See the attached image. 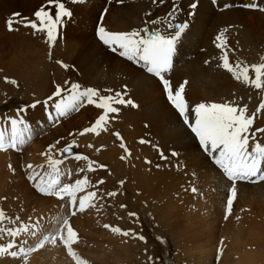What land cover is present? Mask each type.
<instances>
[{
  "label": "bare ground",
  "instance_id": "1",
  "mask_svg": "<svg viewBox=\"0 0 264 264\" xmlns=\"http://www.w3.org/2000/svg\"><path fill=\"white\" fill-rule=\"evenodd\" d=\"M32 1L34 3L41 0H0V9L2 10V7L8 8L7 12L5 11L7 16L11 15L12 10H18L19 13L24 14L26 8L31 10L29 7L33 4ZM62 1L71 11L72 16L65 19L64 27L59 28L60 35L51 49L46 36L38 32L34 34L33 29L24 27L21 23L18 24L19 30L14 29L16 26L13 28L14 34L6 32L5 28L8 26L4 21H8V19L2 18L0 12L1 24L2 22L5 24V27L3 24V28L0 24V51L5 59L0 56V68L3 69L0 71L3 73L0 76L1 79L8 75L17 76L18 71L29 67L22 63L24 58L20 57L21 53L18 55L25 41L29 42L28 48L32 50L29 51L37 54L35 57L39 63L42 60V51H49V55L43 57L48 59L50 63L45 71L47 82L42 80L41 73H37V79L31 75L32 90L25 89L26 91L20 95L25 98L28 97L26 100L28 106L39 101L35 107H27V112L34 111L31 116L20 113V116L24 120L26 119L28 124L34 114H38V117L41 118L37 119L31 126L34 132L36 126L46 128L50 122V117L48 116L46 119L41 113L42 110L51 107L48 112L54 116L52 104L55 101H50L49 105L45 104V101L53 95L57 85L67 90L72 83H77L81 88L91 87L99 90V95L125 93L124 98L134 102L135 107L132 105H114L120 110L118 113L109 114V119H111L109 133L106 132L107 130H101L100 138L95 133L80 135L81 129L91 127L94 118L99 116V112L95 113L96 110L92 114L89 111L90 116H87L88 114L81 115V111L74 115L76 119L73 123H71L72 118L66 117L67 115L56 118L60 123L48 130V137L43 138L45 142L50 144L57 139L59 146L75 142L77 152L74 153L88 157L87 161H77L71 156H60L63 160L60 167L65 173L70 170L72 164L74 165L72 182L79 173L86 178L92 175L88 179L89 184H91L88 191L97 192L98 199L110 190L117 191L115 196H111L113 198H109V202L105 201L109 205L107 212H101L103 213L101 220L105 219V223L107 222L112 227L120 225L119 228L125 230L123 228L126 220L115 222L117 225L112 222L123 212L136 213V216L129 217V222H132V229H129L131 230L129 239H132L133 242L128 243L130 245L122 246L120 251L126 250L133 256V249L140 248L141 252L149 255L151 250L148 247L151 245L149 242L140 243L141 239L138 237L143 236L148 239L150 237L148 231L151 229L147 230L146 226L148 224L151 226L154 222V227H152L159 233L165 228H170L167 230L172 237L178 239L175 244L176 254H187L189 262L194 261L191 264H215L217 262L213 260L218 255L221 257L218 264H263L264 181H258L254 184L247 181L237 182V195L230 214L225 218L227 189L231 186V182L215 164L213 154L205 151L199 142V138L191 131L190 125L195 123L193 109L200 103L235 101L240 106L247 105L249 114H251L264 100V90L246 86L235 79L232 73L220 66L222 49L217 47V44H225L230 63L234 64L236 61L246 62L249 65L264 63V10H262L264 9V2L262 4L256 0H215V2L214 0H167L165 6L161 4L155 7L151 0H86L83 3H72V0ZM193 2L197 3L195 10L189 7ZM172 3L177 5L174 20L164 18L163 24L159 20L155 24L147 25V21L152 18L144 20L146 9L160 11L154 13L157 15L166 11ZM247 4H255L256 7H244ZM225 5L229 6L225 7ZM102 10L104 12L98 19ZM192 12L194 14L189 15ZM175 20L179 21V24L187 21L188 27L177 43L172 67L165 74V78L170 80L173 89L187 81L184 84L183 96L188 108V124L184 122L170 101L166 99L167 95L159 78L150 75L142 63L121 56L119 49L113 51L103 42L100 43L97 36L98 26L114 33H130L138 30L152 31L157 28L168 32L167 23L169 21L174 23ZM96 21L97 24L94 27ZM93 31L95 36H93ZM216 31L219 32L221 39L217 43H213L212 38ZM19 35H21L20 38ZM34 39L42 41L43 46L36 44ZM17 49H19L18 52ZM33 61L37 63L36 60ZM57 61H62L67 67L62 66ZM250 75L254 74L250 73ZM25 78H21L22 84L17 88L28 87ZM2 91L4 90H0V111L6 112L5 107L9 102L7 100L12 97L8 98L10 95L3 96ZM14 91L15 88H12L6 92L16 94ZM64 94L68 95L69 93ZM86 104L85 102L84 105L86 106ZM8 108L10 114H5L6 117H17L15 107ZM6 126L10 130V124H5L1 119L0 127L6 128ZM256 129H264V109L257 114L251 131L255 132ZM113 133H119L122 140L115 135L112 136ZM256 139L264 142V132H256ZM140 140L148 141V143H140ZM118 142L123 143L124 147L118 146ZM27 144L30 145V142ZM134 144L136 147L142 145V150L137 151L136 157L130 155L131 147ZM146 145H148V149L144 148ZM126 152L130 154H126ZM162 155L166 159H162ZM122 156L124 159H121ZM89 158H91V162L95 160L93 164L98 161L111 164L112 171H109L106 183L98 184V179L95 178H98L100 171L94 175L91 173L88 169ZM45 159L48 162V157L41 160ZM19 160L22 159H18L12 149L0 151V181L2 184L14 183V188L13 186L11 189L8 188L7 192L2 189L1 197L6 202L2 205L8 206L7 210H10L9 207L15 210L30 201L29 203L33 208L30 204L24 206H28L27 209L31 208L29 212L32 214L39 209L34 214L37 215L36 218L39 216V219L41 216L48 215L47 210L49 211L54 205L57 210H54L48 218L66 214L61 210L66 200L62 201L55 196L51 197L37 192L35 187L30 186L18 168L16 163ZM146 161L151 163H146ZM8 163L13 164V167L16 164L11 175L2 172L3 165ZM81 168L84 171L77 173V169ZM96 169H98V165ZM49 170L48 175L43 176L45 181H48L52 175L50 167ZM147 172H152V176L148 175ZM65 176L62 178V182L70 183L65 179ZM38 180L40 178L33 181L34 186ZM192 188H196L197 191L193 192ZM106 190H108L107 193ZM81 195L83 194L78 196ZM127 197L128 201L134 203L135 206L128 204L125 209L121 208L120 203L122 205H124L123 202L127 204ZM98 199L94 203L99 206ZM151 203L154 204L153 207ZM63 210L67 211L65 208ZM85 210L87 211L80 212V218L88 216L91 209L86 208ZM93 216L96 215L93 214ZM151 217L154 218L153 221H149L152 220ZM34 219V216L27 220L21 219L16 221V224L19 225L20 221L26 224ZM121 219H124L123 215ZM98 220L101 222L100 219ZM86 222L89 223L88 220ZM159 222L160 225H158ZM53 224L54 220L49 219L46 230L42 228V231L33 238L28 239L27 234H23L24 236L21 238L35 248L37 242L41 241L39 238L44 236L45 232L48 234ZM105 229L110 231L113 237L115 235L116 237L121 236L119 233L116 234L111 231L110 228ZM108 232L107 234H109ZM155 237L158 238L159 236L155 235ZM4 238L10 239L11 237L5 235ZM115 238L113 240L117 243ZM121 238L123 243L129 240L123 236ZM30 239L31 241L28 242ZM142 255L139 253L140 257ZM7 257L4 258L0 255V264H5L8 262L7 260L10 261L8 264H13L16 261L11 256ZM71 261L72 264H75V260ZM29 264H37V262L32 260Z\"/></svg>",
  "mask_w": 264,
  "mask_h": 264
},
{
  "label": "snow or ice",
  "instance_id": "2",
  "mask_svg": "<svg viewBox=\"0 0 264 264\" xmlns=\"http://www.w3.org/2000/svg\"><path fill=\"white\" fill-rule=\"evenodd\" d=\"M86 0H72V3H83ZM215 2V0H214ZM48 4L54 6V14L51 10L41 8L34 13L36 20H29L26 17H20L19 13H14L11 18L6 22L9 31L13 30V25L21 23L24 27L33 29V32H44L46 34L49 47L54 45L60 33L59 28L64 24L66 18L72 16L71 11L66 8L62 0H48ZM229 5H225L228 7ZM190 9L195 10L197 3L193 2L189 5ZM244 7L255 8V4H247ZM264 10V9H262ZM194 14V12L189 15ZM38 21V23H37ZM155 24L157 21H152ZM161 24L164 22L161 21ZM188 23L174 24L171 21L167 23L168 32L161 28L152 31L138 30L124 33H114L107 31L104 27L98 26L97 36L105 45L112 48L113 51L119 49L121 56H126L129 60H136L142 63L149 74L159 78L165 90L168 100L177 110L179 115L184 119L186 124L189 123L188 108L186 100L183 96L184 84H181L176 89H173L169 79L165 78L172 67L173 56L176 52V46L181 39L182 34L187 29ZM143 33V34H142ZM217 39H221L220 36ZM226 43V41H225ZM218 48L222 49L221 64L226 71L233 74V77L241 81L246 86L254 87L257 90H264V63L260 64H247L246 62L236 61L234 64L229 62L228 51L225 44H217ZM62 66V61H57ZM207 63V62H206ZM250 73L254 75H250ZM6 83L16 85L15 80H9L5 77ZM67 83V82H66ZM18 86V85H17ZM68 95H64L65 92ZM109 92L111 90H108ZM125 93L117 92L114 95H99V90L88 87L81 88L77 83H72L66 90L59 85L52 96L48 97V101H55L52 104L54 116L50 114V121L52 119L63 117L72 111L78 110L85 102L94 104L97 108L102 109L103 113L98 116L91 127L82 130L80 135L85 133H95L99 135L101 130H107L109 123V114L118 113L119 108L114 105H136L131 99L124 98ZM56 97H61L55 100ZM39 101L30 106H22L17 109V117H5L4 123L10 124V130L0 127V151L7 149L19 150L28 140L33 138L34 129L20 116L21 112L26 111L27 107H35ZM264 109V100L257 106L256 110L249 114L247 105L240 106L235 101L225 103H200L193 109L195 113V123L191 126V131L199 138L200 144L204 147L205 151L213 154L215 164L222 170L224 176L231 182V186L227 189L226 197V216L230 214L232 204L237 195V182H258L264 181V142L256 139V132H264V129H256L255 132L251 131L254 120L259 112ZM117 138L121 139L119 133H113ZM251 141V144H250ZM140 143H148V141L140 140ZM59 143V141H57ZM75 142L65 145L58 150L59 155L73 157L75 160L87 161L88 157L76 154L73 152ZM53 146H49L51 150ZM92 147V145H89ZM121 147L124 144L121 143ZM127 151V149H125ZM130 154V153H129ZM44 155V154H42ZM175 155V153H173ZM162 159H166L162 155ZM121 159H124L122 156ZM146 163H151L146 161ZM63 164L61 159H53L48 157V165L51 169L52 175L48 181H45L41 176L40 180L36 182L35 187L37 191L45 195L55 196L56 198L64 201L66 204L62 207L70 209V214L75 216L77 212H83L86 208L95 207L94 201L99 197L95 191H87L85 195L77 197V193L85 192L90 186L87 178L76 179L73 183H63L62 178L67 175L70 179L72 171L68 170L67 173L61 169L60 165ZM11 167V166H10ZM29 169L33 166L28 165ZM101 167H105L101 165ZM159 167V165H157ZM88 169L91 171L92 162L89 161ZM84 169H77V173L83 172ZM39 175L33 172L29 179H35ZM48 173H45L47 176ZM104 181H98V184H103ZM123 183L122 181L120 182ZM196 192V188H192ZM109 197L115 196L116 193L108 192ZM126 205H121V208ZM129 216H136V213H129ZM20 218H11L6 216L4 211L0 209V239L5 235L12 239L6 245L0 244V255L7 254L13 258L27 257L30 253L42 248L45 242L55 244L59 240L64 246L67 247L68 253L77 259V264H85L79 260L73 252L72 245L77 241V233L73 230L69 223L67 216H57L54 218V224L48 234L44 235L40 243L35 247H24L27 241H22L18 246L16 237L21 234L29 236H36L39 230V224L27 225L20 221L19 225L16 221ZM10 225V226H9ZM105 228H110L115 233H121L125 236L129 235L131 230L124 231L119 227H112L105 224ZM30 228L33 229L30 231ZM141 240L143 236L138 237ZM16 249V250H12ZM151 260V258H149Z\"/></svg>",
  "mask_w": 264,
  "mask_h": 264
},
{
  "label": "rangeland",
  "instance_id": "3",
  "mask_svg": "<svg viewBox=\"0 0 264 264\" xmlns=\"http://www.w3.org/2000/svg\"><path fill=\"white\" fill-rule=\"evenodd\" d=\"M48 0H41V1H36V2H34L33 3V1H32V5L29 7L31 10H29L28 8H26L25 10H24V14L21 12V13H19V11L18 10H12L13 12L11 13V15L9 16H7L5 13L7 12V10H8V8H3L2 7V10L0 9V12H1V17L2 18H4V19H8L9 20V18H11L12 17V14H14V13H19V14H23V15H20V17H26V18H28L29 20H35V16H34V13L35 12H37V9L38 8H43L42 6H43V4H45L46 2H47ZM108 1H110V0H108ZM264 1V0H263ZM63 2V1H62ZM163 6H165L166 4L165 3H163L162 4ZM171 5H173V6H177V5H174V3H172ZM170 5V6H171ZM67 8V7H66ZM45 10H50V9H46V8H44ZM174 10V9H173ZM6 11V12H5ZM162 11V10H161ZM52 12V11H51ZM54 12H55V10H54ZM104 12V10H102V12L100 13V17H98V19H100L101 18V15H102V13ZM145 15H144V20L146 19V18H152V16H154V13H157V12H160V11H154V13H153V15L152 14H150V13H148V12H151L149 9H146L145 10ZM165 11H163V13H164ZM3 14V15H2ZM161 14V13H160ZM6 15V16H5ZM164 18H162V19H160V21H162ZM171 19H173V18H171ZM174 20V19H173ZM98 21V20H97ZM97 21H96V23H95V25H94V27H96V24H97ZM4 22H7V20H5ZM152 22V21H151ZM151 22H149V20L147 21V25L149 24H151ZM37 23H38V21H37ZM0 24H1V20H0ZM3 22H2V24H1V26H2V28H3ZM18 24L19 23H16V24H14L13 25V28L14 29H17V30H19L20 29V27L18 26ZM6 25H7V23H6ZM4 27H5V24H4ZM7 27V26H6ZM61 27H64V25H62ZM8 28V27H7ZM7 28H5V31L6 32H8V33H11V34H14L12 31H9V29H7ZM3 30V29H2ZM17 33V32H16ZM38 33H41L42 35H44V36H46V34L44 33V32H38ZM35 34V33H34ZM20 36L21 35H19L18 37L20 38ZM93 36H95L94 35V31H93ZM16 37H17V35H16ZM1 40V39H0ZM16 40H20V39H16ZM35 40V42H36V44H39L40 46H43V43H42V41H38V40H36V39H34ZM99 42L101 43L102 41L99 39ZM26 44V45H25ZM28 46H29V42L28 41H25V43H24V45H23V47L20 49V52H18L19 51V49H17V52L19 53H16V54H18V55H20V53H21V55H20V57H23L24 58V61L22 62V63H24L25 64V66H29L27 69L25 68V70L24 69H21L20 71H18L19 73H18V75L17 76H13V75H8L7 77H9L8 79L9 80H15L16 82H17V84L16 85H14V84H11V83H6L5 82V77H4V79H3V77H2V79H1V76H0V90H4V91H2V93H3V96H8V95H10L8 98H11V99H9V100H7V101H9L7 104H6V107H5V109L6 110H9V108L8 107H15V108H18V107H22V106H27V104H28V102H26V100L28 99V97H21L20 95H22L23 94V91H26L25 89H28V90H32V86H33V80L30 78V76L32 75V76H34L33 78H35V79H37L36 78V75H37V73H41V76H42V80L44 79L45 81H46V78H47V75H45V71H46V69L49 67V65H50V63H49V60L48 59H46V58H43V57H46L47 55H49V51H42V54H41V57H42V60H41V62L39 63V62H37V61H39V60H37V58L35 57V55H37V54H35L34 52H30V51H32L30 48H28ZM105 46H107V45H105ZM26 48V49H25ZM28 50V51H27ZM30 50V51H29ZM23 52V53H22ZM26 52V53H25ZM25 53V54H24ZM111 53V52H110ZM112 54V53H111ZM114 54V53H113ZM26 55V56H25ZM0 56L3 58V55H2V52L0 51ZM27 57V58H26ZM33 57V58H32ZM4 59V58H3ZM5 60V59H4ZM28 60V61H27ZM33 60H36V62L37 63H35V61H33ZM32 61V62H31ZM28 62V63H27ZM38 65V66H37ZM35 66V67H34ZM34 67V68H33ZM36 69H37V71H36ZM44 69V70H43ZM3 69H1L0 68V71H2ZM27 70H29V71H27ZM24 73V74H23ZM36 73V74H35ZM0 74H3V73H0ZM20 76H21V78H25L26 80V84L28 85V87H25V86H23V87H18L17 88V85L19 86V85H21L22 83H21V81L20 80H22L21 78H20ZM29 76V77H28ZM13 79H12V78ZM39 78H40V76H39ZM29 82V83H28ZM47 82V81H46ZM12 88H15V93L16 94H9L8 92H6L7 90H9V89H12ZM17 89H18V91H17ZM22 90V91H21ZM66 94H68V92L66 91L65 92ZM65 95V94H64ZM28 96H29V94H28ZM30 97H32V94H30ZM57 98H61V97H56L55 98V100L57 99ZM50 101H48V103H47V105H49L50 103H49ZM31 104H33V103H31ZM29 105V104H28ZM82 107V108H81ZM14 108V109H15ZM51 107H48V108H46L45 110H42V112L41 113H43L44 114V117H45V115H47V116H49L50 117V114H52L51 112H48L49 111V109H50ZM94 108V109H93ZM5 109H3V110H5ZM79 110H75L74 112L72 111V112H70L69 114H67V116L66 117H71L72 119H71V123H73V121L76 119V118H74V115H76V114H79L81 111H82V114L81 115H87L88 113H90L91 112V114L92 113H94V111H95V113H98L99 112V114L98 115H100V114H102L103 113V110L102 109H99V108H97L94 104H86V106L83 104L82 106H80L79 108H78ZM85 111H84V110ZM97 109H99L100 111H101V113H100V111L99 110H97ZM15 110H17V109H15ZM27 110V109H26ZM33 110V109H32ZM2 111V110H1ZM90 111V112H89ZM34 111H32V112H27V111H24V112H21V114H25V115H27L28 116V114L31 116V114L33 113ZM5 114H10V113H8V112H5ZM91 114H88L87 116H90ZM53 115V114H52ZM97 115V114H96ZM65 117V118H66ZM97 118H98V116H96ZM94 118V122H95V120L97 119V118ZM74 118V119H73ZM39 120V119H41L40 117H38V114H34V116H33V118H30V126H33V124L35 123V121L36 120ZM26 120V119H25ZM113 120H114V118H113ZM110 121H111V119H109V123H108V129H107V133H109V127L111 126L110 125ZM93 122V123H94ZM37 123H38V125H40V123L37 121ZM60 123V121L59 120H56V118L55 119H52L50 122H49V124H48V127H46V128H40V127H35V132H34V135H33V138L32 139H30L29 141H27L24 145V147L22 148H19V150H17V151H15V154L17 155V158L18 159H22V160H19V162H17L16 164H17V166H18V168H20V170H21V172H22V174H23V176L24 177H26V180L29 182V184H30V186L31 185H33L32 183V181H34L35 179H32V180H30L29 179V176L33 173V172H35L36 171V167H39V169H38V171H37V173H40V178H41V176H44L45 175V173H49V165H48V162H47V160L45 159V160H41V159H43V158H47V157H49V156H51L53 159L55 158V159H61V155H59V153H58V150L59 149H61V148H63L65 145L63 144V145H58V143H57V139H55V142H53L52 144H50V143H48V142H45V140H43V138L44 137H46L47 136V134H48V130H50V129H52V128H54V127H56L58 124ZM6 128H7V126H6ZM88 128V127H87ZM129 128V127H128ZM85 129V128H84ZM81 130H83V129H81ZM112 136H113V134H112ZM35 137V138H34ZM48 137V136H47ZM46 137V138H47ZM99 138H100V135L98 136ZM45 138V139H46ZM34 139V140H33ZM117 139V138H116ZM32 140H33V142H32ZM40 141V142H39ZM117 141H118V139H117ZM28 142H30V145H28L27 143ZM39 142V143H38ZM57 143V144H56ZM54 144V146L51 148V150L52 151H48V152H46V148L48 147V149H49V146L51 145H53ZM56 145V146H55ZM57 145H58V147H57ZM67 145V144H66ZM117 145L118 146H120L121 147V144L118 142L117 143ZM135 145V144H134ZM133 145V146H134ZM131 147V150H132V152H131V156H133V157H136L137 156V151L139 150V152L142 150V145H139V146H137L136 147V145L134 146V147ZM147 147V148H146ZM33 148V149H32ZM145 149H148V145H146L145 147H144ZM8 150V149H7ZM34 151V153H32L33 151ZM5 151V150H4ZM13 151V150H12ZM54 151H56V154H53L54 153ZM77 152V150H76V148L74 147L73 148V152ZM30 153H32V155L31 156H29L28 157V155L30 154ZM42 154H44V155H42ZM126 154H129L128 152H126ZM54 156V157H53ZM28 157V158H27ZM91 160V158H89V161ZM33 161H35V162H33ZM41 161H43V162H41ZM34 163V164H33ZM40 164V165H38V164ZM93 163H95V160H93L92 161V169L93 170H91V173L94 175L96 172H99L100 171V174H99V176H98V178H95V179H98V181H101V180H103L105 183L107 182V177H108V174H109V171H112L111 170V164H106V163H104V162H100V161H98V162H96V164H93ZM9 164V163H8ZM8 164H6V165H3V169H2V172H4L5 174H7V173H10V175H11V173L13 172V169H14V167L16 166V164H14V167L12 166L13 164H10V166L8 167L7 165ZM142 164H145L144 162H142ZM28 165H32L33 167L31 168V169H29L27 166ZM97 165H98V169H96L97 168ZM101 165H105V167H101ZM107 165V166H106ZM46 168H48V169H46ZM44 169H46V170H44ZM70 170L72 171V174H73V172H74V165L72 164L71 165V168H70ZM40 171H44V172H40ZM31 172V173H30ZM107 172V173H106ZM103 173V174H102ZM148 173V175L150 174L151 175V173L152 172H147ZM102 174V175H101ZM153 174V173H152ZM14 175V174H13ZM87 175V174H86ZM119 175H121V174H119ZM81 176V177H80ZM83 175H80V173L78 174V176L77 177H75V179L73 180V182L76 180V178L77 179H83V178H85L84 176L82 177ZM88 176V175H87ZM100 176H101V178H100ZM152 176V175H151ZM151 176H150V178H151ZM72 177V176H71ZM92 177V175H89V177L87 178V180L88 179H90ZM100 178V179H99ZM107 178V179H106ZM65 179L66 180H68L70 183H73L72 181H71V179L72 178H68V176L66 175L65 176ZM106 179V180H105ZM32 182V183H31ZM7 184V185H6ZM6 184H2L1 183V181H0V209H2L3 211H4V213L6 214V216H8V217H11V218H16V217H19L20 218V220L21 219H24V220H27V219H31V217L33 218V216H34V220H31V221H29L28 223H26L27 225H35V224H39V226H40V228H39V230L37 231V234H39L41 231H42V228L44 229V230H46L47 229V221L49 220V219H51V220H54V218L55 217H53V218H48L49 217V215L54 211V210H57V207L55 208V205H54V207L53 208H50V206H49V208H50V210L48 211L47 210V212H48V215H44V216H41V218L39 219V216L36 218V216L37 215H34L39 209H37V210H35L36 212L34 213V214H32V213H30L29 211L31 210V208L30 209H27V207H25L24 205L25 204H30L29 202L30 201H27V203H25V204H22L20 207H18L17 209H12V208H10L9 207V209L10 210H7L8 208V206L6 207V206H3L2 205V203H4V204H6V202H5V200H2L3 198L1 197V194H2V189L5 191V192H7V190H8V188L9 189H11L12 188V186L14 185V183H6ZM254 184V183H253ZM89 185H91V184H89ZM106 185V184H105ZM2 186V187H1ZM32 187H35V186H32ZM13 188H14V186H13ZM36 188V187H35ZM105 188V187H104ZM33 189V188H32ZM88 189L89 188H87V191H88ZM36 190H37V188H36ZM35 190V191H36ZM116 190V189H115ZM86 191V190H85ZM86 191V192H87ZM90 191H92V190H90ZM16 192V191H15ZM37 192H39V193H41L40 191H37ZM85 192V193H86ZM108 192V190H106V193ZM109 192H117V191H109ZM85 193H77V197H79L78 195H80V194H83V195H85ZM104 193V192H103ZM38 194V193H37ZM43 194V193H42ZM161 194V193H160ZM22 195V194H21ZM51 196V195H50ZM82 196V195H81ZM51 197H53V196H51ZM109 196L106 194V195H101V198L100 199H98V201H99V206H101V208H98L99 206L98 205H96L94 208L93 207H89L91 210H90V212H89V214H88V216H86V217H84V218H80V216H79V214H80V212H77L76 213V215L75 216H73V218H72V215L70 214V209H68L67 207H62V212H64V213H66V214H64V215H62V216H66V215H68L67 216V218L69 219V223H70V225H71V227L73 228V230L77 233V237H78V239H77V241L72 245L73 247H72V249H73V252L75 253V255H76V257H78L79 258V260H81V261H83V262H85V264H128V262H129V264H130V262H131V264H183L184 262H186V264L188 263V264H191V263H193L192 262V260H191V262H189V258H188V256H186L185 254H182V255H178V254H176V250H177V248H176V246H175V244L177 243V238H173L172 237V235H171V233L167 230V229H169L170 230V228H165V229H163L162 231H161V233H159L158 231H155L156 229L155 228H153L154 227V222H153V224L150 226L149 224L146 226L147 227V230L148 229H151V230H149L148 231V236L150 235V237L147 239V238H145L144 240H141V242L140 243H145V242H149V245H151V246H149L148 248H149V250H151V253L149 252V255L148 254H145V253H143V252H141L140 251V248L139 249H137V248H134L133 249V256H136V257H133L132 255H130V253L129 252H127L126 250H123V251H120V250H122V246H127V245H130V244H128V243H132L133 242V240L132 239H129L130 238V236L129 235H127V236H125V235H123V234H121V233H119V235H121V236H118V237H116V235H115V233H113V235H115V237H113L112 236V234L110 233V231L108 232V230H106L105 229V227H104V225L105 224H108L107 222L105 223V219H102L101 220V215H103V213H101V212H104V211H106L107 212V209H108V205H109V203H105V201L107 200L108 202H109ZM111 198H113V197H111ZM103 199V200H102ZM101 200H102V202H101ZM95 202V201H94ZM101 202V203H100ZM126 203L127 204H125V202H123V204L124 205H131V206H133L134 205V203H131L130 201H128V197H127V199H126ZM66 203H64L63 205H65ZM121 205H122V203H120ZM151 205H152V207L154 206V204L153 203H151ZM30 206L32 207V205L30 204ZM135 206V205H134ZM33 208V207H32ZM65 208V210H67L66 212L63 210ZM126 207H124V209H125ZM131 208V207H130ZM53 209V210H52ZM232 209V208H231ZM97 210H100V211H97ZM85 211H87V210H85ZM85 211H83V212H85ZM82 212V213H83ZM127 212H129L130 213V211H127ZM152 212V211H151ZM154 212V211H153ZM152 212V213H153ZM129 213H122V215H123V217H124V219H121V217H122V215H120V216H117V219L116 220H114L112 223L114 224V225H117L116 223H118L119 221H122V222H124L125 220V224H124V228L123 229H125L124 231H127V230H129L130 228L132 229V222L130 221L129 222ZM90 214H91V216H90ZM93 214L94 215H96V216H93ZM126 214H128L127 216H128V218H127V216H125ZM20 215V216H19ZM33 215V216H32ZM225 215H226V212H225ZM22 217V218H21ZM91 217V218H90ZM96 218V219H93V218ZM125 218H127V219H125ZM152 218V217H151ZM98 219H100L101 220V222H99V220ZM153 219L154 218H152V220H149V221H153ZM164 219H167L166 217H164ZM88 220V222L89 223H87L86 221ZM161 220H162V218H161ZM169 220V219H168ZM93 221V222H92ZM95 221V222H94ZM75 222H76V224H75ZM116 222V223H115ZM147 223H148V221H147ZM109 225V224H108ZM158 225H160V222H159V224ZM10 226V225H9ZM79 226V227H78ZM153 226V227H152ZM118 227H120V225L118 226ZM31 230H33V229H31L30 228V231ZM172 231V230H171ZM107 232L109 233V234H107ZM166 233V234H165ZM117 234V233H116ZM26 235V234H25ZM44 235V234H43ZM45 235H46V232H45ZM155 235H157V236H159L158 238L157 237H155ZM24 235L23 234H21L20 236H18V237H16V243H17V245L19 246L20 244H21V242L22 241H25L24 239H22L21 237H23ZM42 236V235H41ZM89 236H91V237H89ZM125 237V239H129V240H126L125 241V243H123V241H121V240H123L121 237ZM5 237V236H4ZM2 238V239H0V244H4V242H5V244L4 245H6L7 243H8V241L9 240H11L12 238H10V239H6V238ZM34 236H29L28 235V239L29 238H33ZM38 237H40V236H38ZM43 237L44 236H42L41 238H39V239H43ZM153 237V238H152ZM25 238H26V236H25ZM113 238H115L116 240H117V243H115L114 242V240H113ZM20 239V240H19ZM163 239V240H162ZM119 240H120V242H121V244H120V242H119ZM147 240V241H146ZM160 240V241H159ZM162 240V241H161ZM29 241H31V239L30 240H28V242ZM130 241V242H129ZM40 242V241H39ZM39 242H37L38 244H39ZM161 242V243H160ZM37 244V245H38ZM124 244H126V245H124ZM36 245V246H37ZM119 245V246H118ZM120 245H121V247H120ZM24 247H32V245L30 244V243H27V244H24L23 245ZM63 244L61 245V243H60V241L59 240H57V242L55 243V244H52V243H50V242H46L45 244H44V246L42 247V248H38L36 251H34V252H32V253H30L26 258L25 257H19V258H14L16 261H14V263L13 264H29V262L30 261H32V260H36V262H37V264H72V261L71 260H75L74 262H75V264H77V259L76 258H74L72 255H70L69 253H68V250H67V247H65L64 246V248H63ZM118 249H117V248ZM153 247V248H152ZM34 248V247H33ZM14 250V249H13ZM16 250V249H15ZM140 251V252H139ZM154 251H155V253H154ZM139 253L141 254H143L142 255V257H140L139 256ZM186 253H188V252H186ZM152 254V255H151ZM145 255V256H144ZM2 256H4V258H8L7 256H9V255H6V254H4V255H2ZM152 256V257H151ZM154 256V257H153ZM262 256H263V258H264V253L262 254ZM10 257V256H9ZM13 258V257H12ZM135 258V259H134ZM148 258V259H147ZM149 258H151V260L149 259ZM220 259H221V257H220V255H218L217 256V258H215L213 261L214 262H217V263H215V264H218L219 262L218 261H220ZM212 260V259H211ZM8 262H10L9 260H7ZM183 261V262H182ZM8 262H5V264H8ZM263 264H264V262H263Z\"/></svg>",
  "mask_w": 264,
  "mask_h": 264
}]
</instances>
